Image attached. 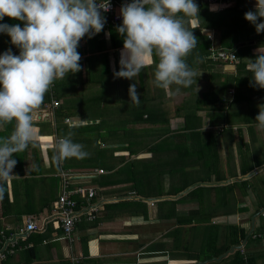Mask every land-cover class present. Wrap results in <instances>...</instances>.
I'll return each mask as SVG.
<instances>
[{
    "label": "crops",
    "instance_id": "obj_1",
    "mask_svg": "<svg viewBox=\"0 0 264 264\" xmlns=\"http://www.w3.org/2000/svg\"><path fill=\"white\" fill-rule=\"evenodd\" d=\"M247 2L255 8L256 0H247ZM193 20L196 22L194 23ZM12 22L14 21L10 20L8 24L13 25ZM18 24L21 27L24 26V22ZM189 24L191 27L197 26V18H190ZM12 45L10 36L0 32V52L4 53L11 48L14 55H19L20 49L16 46L12 48ZM122 49L123 47H112L111 33L107 28H103L100 33L91 38L86 35L81 39L77 48L81 56L79 61L81 70L74 74H67L63 80L54 81L48 94H45L43 103L33 113L37 140L23 152L13 154L12 158L17 163L12 170L13 176L8 183L6 182L7 188L4 191H7V194L3 193L0 197V230L6 233L15 231L17 226L24 224V219L28 215H34L40 219L49 216L60 194L61 169L85 174L98 168L78 167L73 165L69 159L57 164L53 160L54 151L51 145L59 138H64L59 128L67 123L65 119L69 120L68 125H78L75 121L83 125H95L99 122L107 125L103 117L98 115L92 117L95 120L94 123L91 119H86L88 116L86 109L91 108L90 104L121 102L132 104L129 97V86L136 84L140 78H152L154 70L151 65L144 68L135 80L115 77L114 70H120L119 61ZM257 50L264 53V46L253 48L252 52L258 53ZM151 59L153 62V58ZM236 65L223 64L221 72L235 75L238 73ZM195 71L202 73L196 78V83L189 88L172 85L167 92L166 99L168 100L174 94V98L177 97L176 100H179L176 104H183L184 98L192 95L190 92L196 91V95L201 97L202 93L209 91L208 87L213 89L207 76L209 72L206 73L203 69H195ZM237 94L238 101L237 99L232 101ZM223 95L229 98L228 104H233L231 109L234 111H238L239 108L243 111L256 108L260 112V107L264 108V96L259 98V102L252 101V99L249 101L245 96L241 97L237 88L232 85L223 90ZM53 99L58 100L59 105L63 104V115H57L56 109L59 105L53 106ZM188 104L201 103L195 100ZM213 104L216 105V102L210 105L214 107ZM198 112L203 115L202 123L209 121L205 111ZM245 117L247 118V115ZM255 117L256 115H253L252 122H245L242 128L243 140L250 150L248 151V162L252 167L250 170L264 165V155H261L260 159H255L254 149L251 148L252 145L255 148V144L264 142V129L258 127ZM172 119L180 123L184 120L183 116ZM14 124L15 121L0 126V139L11 135ZM131 124L137 123L131 122ZM43 130L47 132H41ZM114 135L116 136L115 133ZM236 137L232 138V152L239 156L235 143L239 137ZM114 145L118 144L113 143ZM222 152L226 154L227 150L222 149ZM114 154L127 156V151H115ZM142 155L150 157L151 153L139 151L134 156L142 158ZM257 160L258 163L255 162ZM114 165L116 167L113 170L120 168V164ZM237 172V176H241L239 167ZM255 174H258L259 179L253 180L251 184L254 188L250 187L245 192H241L237 185L232 189L222 188L235 176L216 182L222 193L218 196L213 195L212 198L209 197L210 202L207 203L212 205V210L205 207L207 203H204V197L199 198L198 201L193 199L179 202L181 197L177 195H164L157 199L156 197H144L137 192L132 194L133 190H127L125 195L112 196V192L105 194L102 190L127 189L128 181L122 178L115 184L100 189L88 184L99 174L90 177L85 174L83 178L75 180L74 184L92 186L97 189L96 196L89 200L91 204H97V210L92 215H82L80 221L76 223L75 239L68 241L60 238V226L55 221L49 220L42 226L39 224V227L41 226L39 229L20 239L17 249L5 259L0 260V264H72L74 258H80L84 264H236L237 262L264 264V183L260 180V177L264 175V168ZM79 199L83 204H88L85 198ZM164 199L169 200V207L166 211L155 206L156 201ZM108 203L111 205L107 206ZM169 208L170 213H167ZM179 217H192L196 222L194 226L192 224L177 225L176 220ZM202 224L215 227L216 231L213 233H202L203 236L206 235L205 242L211 250L201 256H197L196 252L188 256L183 255L182 250L188 238L187 231L191 233L193 231L192 234L197 235L192 227L195 228ZM232 226L243 228L247 237L244 236L240 244L231 243L226 249L225 246L236 237V231ZM175 228L177 230L174 231ZM234 245H240V247L230 251L231 246ZM236 250H239V254L233 255Z\"/></svg>",
    "mask_w": 264,
    "mask_h": 264
},
{
    "label": "clouds",
    "instance_id": "obj_2",
    "mask_svg": "<svg viewBox=\"0 0 264 264\" xmlns=\"http://www.w3.org/2000/svg\"><path fill=\"white\" fill-rule=\"evenodd\" d=\"M110 8L109 0H0V20L7 16L24 22L23 27L0 23V32L7 33L20 49L19 55L11 49L0 54V126L15 121L11 135L0 139V197L17 163L13 154L23 152L37 140L34 111L54 81L81 70L79 42L103 30L106 18L101 10L107 12ZM255 8L244 14L245 19L257 33L264 32V20L257 22L264 18V0H256ZM120 15L122 24L116 30L123 37V49L115 77L135 80L155 55L157 87L168 92L172 85L190 87L196 83L202 73L186 62L197 44L192 29L198 26L189 28L185 20L199 17L194 0H131L121 6ZM258 53L247 70L252 77L250 86L264 88V53ZM129 97L130 102L139 105L134 83L129 86ZM255 121L264 129V108L260 107ZM71 136L69 132L51 145L57 164L88 157L83 145L74 143Z\"/></svg>",
    "mask_w": 264,
    "mask_h": 264
},
{
    "label": "trees",
    "instance_id": "obj_3",
    "mask_svg": "<svg viewBox=\"0 0 264 264\" xmlns=\"http://www.w3.org/2000/svg\"><path fill=\"white\" fill-rule=\"evenodd\" d=\"M98 1V0H97ZM194 2L199 7V17H191V18H197L198 20V27L193 28L192 32L194 36L197 38V44L196 47L192 50V52L187 57L186 62L188 63L189 67L192 69H203L209 72L207 76L209 77L213 89L211 88L210 91L202 93L201 97H198L196 94V91L190 92V97L187 96V98H184V105L188 107V103L192 102L194 99L201 104L197 105H191L197 111L203 110L205 111L206 115L209 118L208 124L212 126L219 125L220 126V132L224 131L226 128H228V124H232L233 126L230 128L231 135H230V141L227 143V140H224V142H221L224 149L225 146L227 150L233 151V147L231 145V142L233 141L232 138L239 137L238 140H236L237 144V150H239V156H244L247 154L249 147L246 142L243 140V129L242 125L245 122H252V116L256 115L257 113L254 112V110H241L239 108L238 111H234L231 109L233 104H228L229 98L226 95H223V90L226 89L229 86H234L235 88L246 87L249 88V86L245 83L246 80L252 79L251 73L247 70V65L250 62L251 59H255L256 56L259 53L252 52L253 48L264 46V32L257 33L256 28L253 24H251L249 21L245 19L244 14L247 11H255L256 9L252 7L250 3L247 2V0H236L230 5L226 6L224 9L219 11H212L209 9L208 4L206 2H203L202 0H194ZM178 15H183L178 14ZM9 19V20H8ZM14 21L12 22L14 24H22L23 21H19L16 19L9 18L7 16L4 17L3 20H0V23H6L8 24V21ZM186 20V26L189 28H192L189 24L190 18H185ZM260 20H264V18L258 19V23ZM196 21L194 20V23ZM11 23V24H12ZM121 22L115 23L110 25L107 29H109L111 33V45L114 48L117 47H123V37H121L117 32V26L121 25ZM205 30H211L214 35V40L211 41L208 37L207 32ZM214 45L215 48H226L234 50L237 54L239 60L236 63V69L238 70V73L235 75L233 73H224L221 72L222 69L218 68L220 65L222 66L225 64V62L221 60H214L212 57H210V47ZM15 45H12V48H14ZM11 49V48H10ZM153 62L151 64L152 70L155 72L156 64L158 63V57L153 55ZM92 60L94 58H91ZM242 73V74H241ZM243 75V76H242ZM104 80V79H103ZM193 85V84H192ZM180 88V86H178ZM185 88V87H184ZM183 88V89H184ZM189 88V87H186ZM217 90V91H215ZM238 90V89H237ZM48 94V92H47ZM189 97V98H188ZM242 97V95H241ZM153 102H156V98L158 97H152ZM238 94L237 97H234L232 101L236 100L238 101ZM212 102H216V105L213 104L210 105ZM186 103V104H185ZM183 104H176V105H170L166 101V96L163 95V98L159 99V104H152V109H149L148 111H143L142 113L136 114L134 112L132 118L134 124L132 128H127V131L124 130L125 134L129 136V145L126 146L123 145L119 147V145L113 146V153H111V159L108 162H105L103 158L102 160L97 159L95 161L94 156H88L87 158L83 160H76L74 163V160L69 158L71 162H73V165H76L78 167H100L105 172L99 174L96 176V178L92 179V182L95 184V186L99 187H108V185L115 184L118 179L115 177H120L119 173H123L122 167L113 170L117 164L116 162L119 161L120 158L125 157L124 155L117 154L115 155V151H127V154H134L129 151L130 148H134L136 145L137 138H142L141 141L138 143V148H141L143 153H152L151 157L146 158H136L135 160H144L147 159L150 164L151 158L155 155L159 156V153L161 150H167V138L173 137L176 138L179 136V132H174L175 130H178L176 128L172 131V129L169 126L170 119L175 118L177 116H183L184 122H190V113L186 112L180 114V110H182ZM167 105L168 108L170 107L171 111H175L171 115L169 112H167ZM62 105H59L56 109L57 115L61 116L63 115L62 111ZM239 112V113H238ZM247 115V118L245 117ZM200 116V115H198ZM237 118V121H234V119ZM256 118V117H255ZM77 127H70L68 123L63 124L62 127L59 128V132L63 134L64 137L68 135L69 132L72 133L71 139L74 143H78L81 145L88 144L90 142L96 143L99 147H103L100 145L99 141L103 144L105 143L102 141V139L99 140V137H101L100 130L104 127L105 124H95V125H83L78 124ZM138 125V126H137ZM189 126V123L186 124ZM227 125V127H226ZM125 127V126H124ZM188 128V127H186ZM115 131V130H114ZM172 131V133H171ZM174 132V133H173ZM111 133V132H108ZM115 133L117 136L120 134ZM139 134V135H138ZM133 135V136H130ZM115 136V135H114ZM147 136H149V139H147ZM95 138L94 141H91L92 138ZM136 140V141H135ZM213 140L211 135H208V139L205 141H211ZM254 151V150H253ZM137 152L136 154H138ZM246 155V156H247ZM128 156V155H127ZM248 157V156H247ZM68 160V159H66ZM65 160V161H66ZM67 164V163H65ZM71 165V164H69ZM252 167L248 165L246 168L240 169L241 176L245 175L247 172L250 171ZM113 172L115 174L114 176H109L108 173ZM134 171V168L131 170ZM124 174V173H123ZM238 175V174H237ZM235 176V175H234ZM241 176H236L235 179L230 181L227 185H221L223 189H232L233 186L237 185L239 187V190L241 192H245L246 189L254 186L251 184L253 180L259 179L258 174L252 175L248 178H242ZM239 177V178H238ZM131 178V175H129V178H127L125 181L129 180ZM125 179V178H123ZM226 178L218 179L219 180H225ZM260 180L262 183H264V175L260 177ZM123 190L119 189H113V190H102L103 193L107 194L108 192H112V196H120L125 195L127 189L121 188ZM129 190V189H128ZM132 190V189H130ZM182 190V189H181ZM180 190V191H181ZM122 191V192H121ZM3 193L6 195L7 191H3ZM78 200V205L81 204V199ZM169 202V200H167ZM112 204H115V202H112ZM111 205L110 203L107 204ZM118 205V204H117ZM193 212V211H192ZM167 213H170V208ZM196 221H193L192 217L187 218H181L179 217L176 220L177 225H185V224H192L194 226V223ZM231 228V227H230ZM233 230L236 231V237H234L230 242L225 246L226 249L229 247L231 243L234 244H240L241 241L244 239L245 232L243 228L232 226ZM192 229H194L192 227ZM177 230V228L174 229V231ZM232 231V229H229ZM238 234V235H237ZM238 255L239 250L235 251V254ZM243 262V261H242ZM240 264V262L236 263Z\"/></svg>",
    "mask_w": 264,
    "mask_h": 264
},
{
    "label": "rangeland",
    "instance_id": "obj_4",
    "mask_svg": "<svg viewBox=\"0 0 264 264\" xmlns=\"http://www.w3.org/2000/svg\"><path fill=\"white\" fill-rule=\"evenodd\" d=\"M222 67L223 66L220 65L218 68L223 70ZM154 80L155 76L153 74L151 79H145V77H143V79L140 78V80L138 79L136 81V90L140 99L138 106L134 103L127 104L125 102L118 104H90L91 108L86 109L88 112L86 119H91L94 123L95 120L92 117L98 115L103 117L104 122L107 125H104L101 129L103 132L101 133V139L105 143L103 144L100 141L99 143L101 146L104 145L103 147H99L93 142L83 145V150L89 154L88 156H94L95 161L97 159L102 160L101 158H103L105 162H108L111 159V153H113V143H117L119 147L123 145L126 146L127 144L129 145V136L124 133V130L127 131V128L129 129L133 127L131 122L133 120L132 116L134 112L138 114L143 111H148L149 109H152V104H159V99L163 98V95L167 96V92L157 87ZM250 81L251 79L245 81L249 88L239 86L237 88L238 93L245 96L249 101L252 99V101L259 102V98L264 96V88L260 90L259 87H252L250 86ZM208 88L210 91V87ZM152 97H158L159 99L156 98V102H153ZM174 97L175 95L173 94L168 100L166 99L170 105H176V103L179 102V100H176L178 98ZM193 102H195V99ZM186 105L183 104L182 110H180L179 113L182 115L186 112L190 113V122H184V120H181L180 123L176 119H170V128L172 131L178 128V130H175L174 132H179V136L176 138H167V150H161L159 156L155 155L152 157V164H150L147 159L135 160L137 157L134 155L137 152L142 151L141 148H138V143L142 139L139 137L137 138L138 141L135 140V147L129 149V151L134 154L130 156L127 154L128 156L122 157L116 162L117 164H120V168L123 166L122 171L124 174L119 173L121 177L115 178L118 180L125 178L126 180L129 178V175H131V178L127 180L129 183L127 190L132 189V194L137 192L140 195H144V197H156L157 199H160L159 197L164 195H177L181 197L179 202L193 199L198 201L199 198L204 197V203L206 204L207 202H210L209 197L212 198L213 195L218 196L220 195L219 193H222V190L217 187L218 184L216 182H218V179H229L230 176L234 177V175L236 177L238 167L240 169L247 167L249 161V156L247 154L248 157L246 155L245 157L236 156L231 150H227L226 146L225 149L227 150V153L223 154L222 152L224 144H222L221 147V142L227 140V143H229L230 135L232 133L230 128L233 125L228 124V128L220 132L219 125H211L210 127L208 122L202 123L204 120L203 115L198 111L197 114L200 116L196 115V110L191 106L193 104H188V107H186ZM253 110L257 115L259 114V110L256 108ZM239 111H243V109ZM167 112L171 115L175 111H171L170 107L168 108L167 105ZM234 121H238L237 118H235ZM75 122L80 124L79 121ZM188 123L189 126L186 125ZM114 130L119 131L120 134L114 136ZM41 132H47V130ZM208 135H211L213 140L209 142L205 141L208 139ZM94 139L95 138L93 137L91 141H94ZM147 139H149V136H147ZM252 144H254V142H252ZM258 145L255 144V148L254 145L251 146L255 152V159H260L261 155H264V142H259ZM142 156L149 158L147 157L148 155ZM71 159L74 160V163H76V160H79L76 158ZM255 162L258 163L259 161L257 160ZM133 168L134 171H131ZM108 175L114 176L115 174L111 171ZM88 184L95 185L91 180ZM181 193L183 194L180 195ZM155 206L166 211L169 207V203L167 199H164L156 201ZM205 207L211 210L213 209L212 205L209 203H207ZM214 228L213 225L208 226L207 224H202L197 225V227L194 228L197 235H193V231L192 233L191 231H187L188 238L184 250H182L184 251L182 254L188 256L190 253L196 252L197 256H201L209 252L211 247L205 242L206 235L203 236L202 233H213L216 231ZM199 233L202 236L198 235Z\"/></svg>",
    "mask_w": 264,
    "mask_h": 264
},
{
    "label": "built area",
    "instance_id": "obj_5",
    "mask_svg": "<svg viewBox=\"0 0 264 264\" xmlns=\"http://www.w3.org/2000/svg\"><path fill=\"white\" fill-rule=\"evenodd\" d=\"M208 4L210 10L215 8L219 11L224 9L236 0H202ZM99 2V0L97 1ZM111 8L107 12L101 10L102 15L106 18L104 28H108L110 25L121 22L122 17L120 15V8L123 4L130 3L131 0H109ZM211 41L214 40V35L211 30H205ZM0 54H3L0 52ZM210 57L214 60H221L226 65L236 64L239 60L234 50L226 48H215L214 45L210 47ZM232 92V91H230ZM53 106H58L59 101L52 100ZM69 123L68 119H65ZM61 139V138H59ZM58 139V140H59ZM105 172L102 168L92 169L87 174L88 177L94 176ZM85 174L74 173L67 170H60V176L62 178L60 194L57 200L54 202L52 212L44 219H40L34 215H28L24 219L22 226H17L16 230L10 233H6L4 230H0V260L5 259L8 255L12 254L19 246V240L23 239L25 235L30 232L36 231L42 225L49 220H53L61 228L60 238L73 241L75 239V227L76 223L80 221L82 215H92L97 210V204H91L90 199L94 198L97 194V189L92 186H82L80 184H74L75 180L81 179ZM77 198H85L87 205L81 202L78 205ZM39 224L41 226L39 227ZM72 264H84L80 258H74Z\"/></svg>",
    "mask_w": 264,
    "mask_h": 264
},
{
    "label": "water",
    "instance_id": "obj_6",
    "mask_svg": "<svg viewBox=\"0 0 264 264\" xmlns=\"http://www.w3.org/2000/svg\"><path fill=\"white\" fill-rule=\"evenodd\" d=\"M264 168V165L258 166L253 168L252 170H250L249 172H247L245 175L241 176L242 178H248L252 175H254L255 173H257L258 171H260L261 169ZM237 178V177H236ZM239 178V177H238ZM235 179V178H234ZM4 187L7 188L6 182H4ZM247 237V235L245 236V238ZM240 245H234L231 246L230 251L233 250L234 248H239Z\"/></svg>",
    "mask_w": 264,
    "mask_h": 264
}]
</instances>
